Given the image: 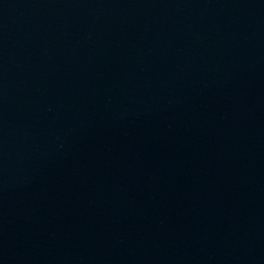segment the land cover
Instances as JSON below:
<instances>
[{
    "label": "water",
    "instance_id": "water-1",
    "mask_svg": "<svg viewBox=\"0 0 264 264\" xmlns=\"http://www.w3.org/2000/svg\"><path fill=\"white\" fill-rule=\"evenodd\" d=\"M0 264H264V0H0Z\"/></svg>",
    "mask_w": 264,
    "mask_h": 264
}]
</instances>
